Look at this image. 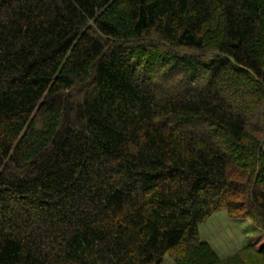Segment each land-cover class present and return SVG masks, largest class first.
<instances>
[{
  "label": "trees",
  "instance_id": "obj_1",
  "mask_svg": "<svg viewBox=\"0 0 264 264\" xmlns=\"http://www.w3.org/2000/svg\"><path fill=\"white\" fill-rule=\"evenodd\" d=\"M164 260L264 264V0H0V264Z\"/></svg>",
  "mask_w": 264,
  "mask_h": 264
},
{
  "label": "rangeland",
  "instance_id": "obj_2",
  "mask_svg": "<svg viewBox=\"0 0 264 264\" xmlns=\"http://www.w3.org/2000/svg\"><path fill=\"white\" fill-rule=\"evenodd\" d=\"M158 58L153 51L149 66L154 68ZM260 231L261 227L249 217H232L224 209L212 212L197 225L198 238L207 241L221 259L250 242ZM163 264H169L168 260Z\"/></svg>",
  "mask_w": 264,
  "mask_h": 264
}]
</instances>
